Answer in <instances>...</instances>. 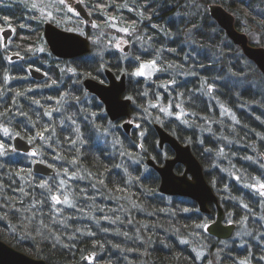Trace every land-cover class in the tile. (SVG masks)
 Masks as SVG:
<instances>
[{"label": "trees", "instance_id": "16d2710c", "mask_svg": "<svg viewBox=\"0 0 264 264\" xmlns=\"http://www.w3.org/2000/svg\"><path fill=\"white\" fill-rule=\"evenodd\" d=\"M82 1L89 22L66 11L49 20L91 42L87 55L65 60L50 54L34 11L0 0V31L13 29L7 45L0 38V240L47 264H264V195L250 186L264 185V92L250 82L258 69L235 57L239 47L207 12L187 15L186 0ZM187 1L215 2L234 14L239 31L243 18L264 33V0ZM116 26L128 29L119 35L129 45L125 55L113 46ZM153 60L152 75L134 76ZM30 68L44 78L32 79ZM105 69L126 74L129 119L138 126L129 134L82 85L89 77L105 83ZM155 122L190 145L237 225L231 238L206 232L213 204L201 213L192 199L159 192L146 160L160 164L173 150L158 146ZM17 135L53 176L32 172L35 158L12 148ZM175 166L177 174L184 169ZM56 195L73 205L61 208Z\"/></svg>", "mask_w": 264, "mask_h": 264}, {"label": "water", "instance_id": "95a60500", "mask_svg": "<svg viewBox=\"0 0 264 264\" xmlns=\"http://www.w3.org/2000/svg\"><path fill=\"white\" fill-rule=\"evenodd\" d=\"M72 8L84 20L89 21L90 17L85 11L80 1H75ZM209 16L215 20L224 31L231 42L239 46L242 55L251 60L254 66L264 77V48L261 46H252L247 35L238 31L233 25L234 18L220 5L214 4L209 7ZM46 45L49 47L51 55L61 58L70 59L88 54L90 42L88 38L79 32L64 31L56 25L45 22L42 30ZM3 43L6 44L12 37V30L5 28L1 32ZM128 46L123 47V52H127ZM19 56L13 55L14 60ZM106 83H99L92 78L82 80V85L88 93L96 96L100 103L104 106L106 116L111 122L124 119L120 126L123 131L129 134L133 126L127 118L130 116L131 101L124 96L126 88V74L122 73L116 76L111 70L105 69ZM29 75L34 80L43 79V73L38 69H29ZM154 129L158 137V146L163 148L169 145L173 150V157L165 159L162 163L156 164L151 158L146 160V165L153 168L160 178L158 190L166 196L186 197L196 202L197 208L202 213H208V204L214 205L216 213L213 222L208 224L205 229L207 233L217 239L225 240L230 238L235 230L236 224L225 223V212L221 207L218 196H216L213 188L206 182L203 175V166L199 163L195 155L191 151L190 145L182 144L173 135H170L164 128L155 123ZM12 148L16 152L29 154L31 144L20 136H14L11 140ZM181 164L184 169L177 174L174 169L175 165ZM32 172L37 175L51 177L55 174L54 169L44 162L35 161L32 164ZM0 264H47L45 260L40 258H32L10 247L4 241L0 240Z\"/></svg>", "mask_w": 264, "mask_h": 264}, {"label": "rangeland", "instance_id": "374dc122", "mask_svg": "<svg viewBox=\"0 0 264 264\" xmlns=\"http://www.w3.org/2000/svg\"><path fill=\"white\" fill-rule=\"evenodd\" d=\"M7 1H9V2H11V1H18V2H21V3H24L32 12L34 11L36 14H37V16H38V18L42 21V23L44 22V21H48V20H50V19H52L53 17H54V14H53V12H57V13H61L60 11H66V12H70L71 14H75V12L72 10V8H71V6H70V4H69V1L68 0H64V2L63 3H61V0H7ZM75 1V0H74ZM82 1V0H81ZM82 3H83V1H82ZM215 3V2H214ZM212 1H210L209 3H206L205 4V6L203 5H199V4H196V3H194V4H190L187 0L184 2V5L186 6V9H187V11H189L188 13H187V15L188 14H193L194 12H197V13H199L200 12V14H203V12H207V14H208V7H209V4H214ZM258 3H262L261 1H259ZM71 9V10H70ZM262 9L264 10V8L262 7ZM65 12V13H66ZM231 13V12H230ZM232 14V13H231ZM233 16H234V14H233ZM64 18H65V16H64ZM211 18V17H210ZM234 18H235V20H236V17L234 16ZM211 20H212V18H211ZM213 21V20H212ZM240 23H241V25H243L244 26V28H245V30H242L241 32H243L245 35H247L248 36V39H249V42L252 44V45H254V46H262V47H264V45H262V44H260V42H261V37H262V35H264V33L262 32V30L261 29H259V27H257V28H253V27H251V26H246L245 24H244V20H243V18H241L240 19ZM9 28H11V26H8ZM123 28H118L117 26H116V30L118 31V35H117V37H116V39H115V41H114V44H113V46L119 51V52H122L123 53V55H125L127 52H128V50H127V52H123L122 51V48L126 45V44H128L125 40H124V38L122 37V36H119V35H127L128 34V32L127 31H123L122 30ZM2 31V30H1ZM0 31V32H1ZM76 31H78V32H80L79 30H76ZM81 33V32H80ZM262 33V34H261ZM1 38V40H2V36L0 37ZM117 45H119L118 47H117ZM211 54V53H210ZM241 51H239V52H237V54H236V56L235 57H240L241 58ZM124 60H126L127 58H123ZM243 59H244V61H243ZM242 60H241V63L242 64H244V66H246V62H248V61H250L249 59H246V58H243ZM146 64V63H145ZM153 69L154 68H146L144 71H145V75L144 76H150V75H148V73L149 72H151V75H152V73H153ZM136 71L137 70H135L134 71V73H136ZM134 76L135 77H137V76H142V75H135L134 74ZM250 82H252V84L254 85V87H256V88H258V90L260 91H262V92H264V77L262 76V75H258V76H256L255 78H253V80L252 81H250ZM166 112H165V114L166 115H168V116H170V115H172V113H171V110L170 109H167V110H165ZM224 111L225 112H227L228 114H230L232 111H228L227 109H224ZM186 113H185V111L184 110H178L177 112H176V114L174 115L175 117H177V118H179V119H181L182 121H185V119H186ZM129 121L133 124V126L134 127H138L136 124H135V122L133 121V120H130L129 119ZM13 137V136H12ZM29 154L33 157V158H35V161H40L39 160V157H40V153H38V152H35V151H32V150H30L29 151ZM62 177H63V175H59V176H57V180H58V183L60 184V185H62V190L64 191V187H65V182H63V180H62ZM261 185L262 184H260V183H258V182H254V184H250V186H253V187H255L257 190H259V192H260V194H263L264 195V190H262V188H261ZM62 192V191H61ZM54 197H57L58 198V196L56 195V196H54ZM53 197V198H54ZM53 202L54 203H57V202H60L61 204H62V206H61V208H63V207H71L72 205H73V203H72V200L68 197V196H65L62 200H60V198H58V200L57 199H53ZM226 217H227V219H228V221L230 222L231 221V219H230V217H228L227 215H226ZM19 226V225H18ZM18 232H20L21 233V231L20 230H18ZM17 232V233H18ZM22 235H24L23 233H21ZM236 234V233H235ZM17 237L18 238H20L21 236L20 235H17ZM70 239V237L69 238H67V241ZM53 241L55 242V243H57V244H59L60 243V241H59V239L56 237V236H53ZM61 244V243H60ZM202 253H200V255H201ZM87 262L88 263H90V264H95V263H93V260H92V258H89L88 260H87Z\"/></svg>", "mask_w": 264, "mask_h": 264}, {"label": "snow or ice", "instance_id": "6c2138e0", "mask_svg": "<svg viewBox=\"0 0 264 264\" xmlns=\"http://www.w3.org/2000/svg\"><path fill=\"white\" fill-rule=\"evenodd\" d=\"M64 2V0H61V3H63ZM71 10V9H70ZM123 31H128V29L127 28H125V29H122ZM119 45H117V47H118ZM155 65H156V61L155 60H153V61H151V62H149V63H146V64H141V66H140V68L136 71V73H134L135 75H145V69L146 68H155ZM148 75H151V72H149L148 73ZM4 131H5V133H7V129H4ZM4 148V145L3 144H0V149H3ZM261 187L262 188H264V185H261ZM53 199H57L58 200V198L57 197H54Z\"/></svg>", "mask_w": 264, "mask_h": 264}, {"label": "flooded vegetation", "instance_id": "af4514ba", "mask_svg": "<svg viewBox=\"0 0 264 264\" xmlns=\"http://www.w3.org/2000/svg\"><path fill=\"white\" fill-rule=\"evenodd\" d=\"M69 1V4L72 6V4L74 3V0H68ZM81 1V0H80ZM63 16H65V15H62L61 17H63ZM44 23V22H43ZM43 29V28H42ZM43 39H44V37H43ZM44 43H45V40H44ZM7 45V44H6Z\"/></svg>", "mask_w": 264, "mask_h": 264}, {"label": "bare ground", "instance_id": "6f19581e", "mask_svg": "<svg viewBox=\"0 0 264 264\" xmlns=\"http://www.w3.org/2000/svg\"><path fill=\"white\" fill-rule=\"evenodd\" d=\"M156 123V122H155ZM159 124V123H158ZM154 125V124H153Z\"/></svg>", "mask_w": 264, "mask_h": 264}]
</instances>
